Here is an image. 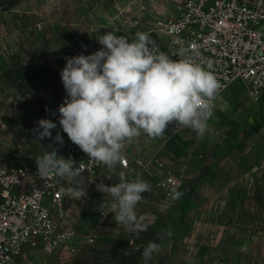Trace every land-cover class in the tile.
Instances as JSON below:
<instances>
[{"label":"rangeland","instance_id":"374dc122","mask_svg":"<svg viewBox=\"0 0 264 264\" xmlns=\"http://www.w3.org/2000/svg\"><path fill=\"white\" fill-rule=\"evenodd\" d=\"M176 2L0 0V160L20 165L42 156L48 138L38 140L33 131L40 119L55 122L52 135L58 132L66 58L100 50L96 37L108 31L130 42L146 32L164 44L157 25L173 15ZM208 123L203 138L176 125L163 138L141 135L124 151L151 157L150 167L133 163L129 170L103 166L99 172L107 186L119 182L120 171L129 181L139 176L152 185L136 207L146 231L129 234L115 224L113 201L95 196L90 210L70 217L78 235H92L94 242L73 254L38 253L29 264H145L141 254L149 242L161 251L147 264H264V95L254 101L237 82L221 95ZM61 136L65 147L70 140ZM168 173L180 180L177 200L158 186Z\"/></svg>","mask_w":264,"mask_h":264},{"label":"clouds","instance_id":"9594fccd","mask_svg":"<svg viewBox=\"0 0 264 264\" xmlns=\"http://www.w3.org/2000/svg\"><path fill=\"white\" fill-rule=\"evenodd\" d=\"M96 39L103 46L100 50L66 58L60 73L67 96L58 108L59 124L88 159L114 172L118 164L124 165V149L129 143L141 135L163 138L172 125L204 137L214 116L215 102L225 87L211 70L210 61L205 66L192 47H181L179 54L183 58L174 60L146 32H137L131 42L111 31ZM37 124L33 131L38 140L47 137L63 146L60 132L52 137L55 122L40 119ZM57 153V148H51L37 156L36 174L66 181L63 191L80 200L87 195L84 180L80 179L82 170L72 158ZM118 175L119 182L114 185L101 182L96 187L112 198L110 212L114 213L115 224L138 235L147 226L144 218L138 217L136 207L145 199L141 194L150 193L152 185L139 176L129 181L124 171ZM182 195L172 189L170 199L177 200ZM164 234L161 229V240ZM166 235L171 237L172 232L168 230ZM160 251L158 243L149 242L141 254L145 264Z\"/></svg>","mask_w":264,"mask_h":264},{"label":"built area","instance_id":"2783aa9c","mask_svg":"<svg viewBox=\"0 0 264 264\" xmlns=\"http://www.w3.org/2000/svg\"><path fill=\"white\" fill-rule=\"evenodd\" d=\"M157 29L164 44L155 45L170 58L181 59L179 49L192 47L205 66L212 63L211 70L225 85L216 108L221 95L237 82L246 85L254 101L264 95V0H177L173 15L160 19ZM177 40L183 43H174ZM58 132L64 133L60 125ZM51 148H57L59 156L72 158L81 168L80 179L87 195L80 200L70 198L62 189L67 182L54 175L37 176L36 163L11 165L1 159L0 264H29L38 253L73 254L81 245L94 242L92 235H78L70 217L77 209L81 214L90 210L96 197L104 202L112 200L96 187L104 165L88 159L71 141L61 147L48 138L44 153ZM124 153V165L118 164L121 170H129L133 163L145 168L152 164L151 157L143 160ZM180 185L171 173L158 181L169 198L172 189L178 190Z\"/></svg>","mask_w":264,"mask_h":264},{"label":"crops","instance_id":"0c3cea01","mask_svg":"<svg viewBox=\"0 0 264 264\" xmlns=\"http://www.w3.org/2000/svg\"><path fill=\"white\" fill-rule=\"evenodd\" d=\"M154 140H156V139H154ZM155 142V141H154ZM151 143H152V140H151ZM134 144H137L136 142L134 143ZM153 144V143H152ZM118 166V165H117ZM132 166H134V164H132ZM118 168H119V166H118ZM132 168V167H131ZM120 169V168H119Z\"/></svg>","mask_w":264,"mask_h":264}]
</instances>
